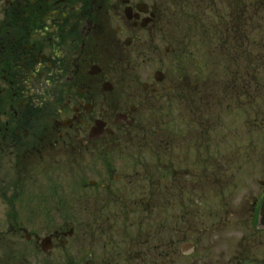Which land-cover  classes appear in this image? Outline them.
<instances>
[{
    "label": "flooded vegetation",
    "instance_id": "flooded-vegetation-1",
    "mask_svg": "<svg viewBox=\"0 0 264 264\" xmlns=\"http://www.w3.org/2000/svg\"><path fill=\"white\" fill-rule=\"evenodd\" d=\"M263 209L264 0H0V264H264Z\"/></svg>",
    "mask_w": 264,
    "mask_h": 264
},
{
    "label": "rangeland",
    "instance_id": "rangeland-1",
    "mask_svg": "<svg viewBox=\"0 0 264 264\" xmlns=\"http://www.w3.org/2000/svg\"><path fill=\"white\" fill-rule=\"evenodd\" d=\"M219 131V130H218ZM223 131H225V130H222L221 132H223ZM249 149H251V148H242V152H240L241 154H245V153H251V151L249 150Z\"/></svg>",
    "mask_w": 264,
    "mask_h": 264
},
{
    "label": "water",
    "instance_id": "water-1",
    "mask_svg": "<svg viewBox=\"0 0 264 264\" xmlns=\"http://www.w3.org/2000/svg\"><path fill=\"white\" fill-rule=\"evenodd\" d=\"M262 216H263V218H264V209H263V213H262Z\"/></svg>",
    "mask_w": 264,
    "mask_h": 264
}]
</instances>
